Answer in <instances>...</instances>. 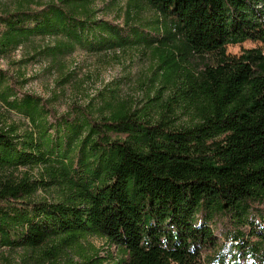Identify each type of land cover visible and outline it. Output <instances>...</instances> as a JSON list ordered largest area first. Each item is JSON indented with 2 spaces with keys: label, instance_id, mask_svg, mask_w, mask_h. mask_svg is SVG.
I'll use <instances>...</instances> for the list:
<instances>
[{
  "label": "trees",
  "instance_id": "obj_1",
  "mask_svg": "<svg viewBox=\"0 0 264 264\" xmlns=\"http://www.w3.org/2000/svg\"><path fill=\"white\" fill-rule=\"evenodd\" d=\"M56 1L0 16V54L50 39L40 53L60 65L77 49L133 42L123 24L95 18V0ZM140 1L165 34L155 53L167 100L157 92L135 107L112 95L100 109L58 116L49 101L16 95L0 72V102L28 124L0 125V249L56 258L96 237L116 245L117 264H264V55L226 53L264 45V0ZM190 56L198 68L188 69ZM38 190L51 200L36 202ZM221 218L229 255L212 228Z\"/></svg>",
  "mask_w": 264,
  "mask_h": 264
},
{
  "label": "rangeland",
  "instance_id": "obj_2",
  "mask_svg": "<svg viewBox=\"0 0 264 264\" xmlns=\"http://www.w3.org/2000/svg\"><path fill=\"white\" fill-rule=\"evenodd\" d=\"M56 0H0V16L12 12L16 7L37 11ZM96 19L112 25L122 26L123 37L131 32L133 42L119 51L89 54L77 49L59 64L40 51L54 42L50 39L33 38L6 54H0V72L4 74L6 86L16 93L32 94L49 101L58 116L74 107L91 106L100 109L112 95L135 107H141L160 92V100H167L170 91L162 89L163 72L160 58L155 53L158 40L165 34L157 32L158 16L140 0H95ZM136 6L133 9V6ZM130 12V15L127 14ZM126 24V26H125ZM136 37H138L139 42ZM126 39V38H124ZM149 43V45H147ZM259 48L264 55V45L247 41L237 46H227L226 53L238 56L244 50ZM186 66L196 69L201 63L197 57H188ZM60 66L64 69L61 71ZM71 77L63 80V76ZM183 122L185 119H182ZM182 122V121H181ZM0 125H17L20 131L27 129V121L13 111H7L0 102ZM24 172L23 170H21ZM31 179L40 177L38 170L28 171ZM52 194L38 190L33 199L51 200ZM201 219V217H198ZM212 224L222 253L229 255L230 244L224 243V235L230 225L226 219H216ZM209 253H205L203 257ZM121 259L116 245L109 241L89 237L77 246L67 249L54 258L48 249H0V264H117ZM217 264V262L215 263Z\"/></svg>",
  "mask_w": 264,
  "mask_h": 264
}]
</instances>
